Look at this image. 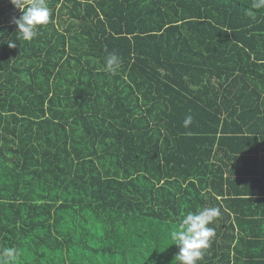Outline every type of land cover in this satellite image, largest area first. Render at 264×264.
<instances>
[{"label": "trees", "instance_id": "obj_1", "mask_svg": "<svg viewBox=\"0 0 264 264\" xmlns=\"http://www.w3.org/2000/svg\"><path fill=\"white\" fill-rule=\"evenodd\" d=\"M252 4L47 0L49 23L24 41L22 13L0 0L12 264H178L170 233L209 207L220 215L198 264H264V197L246 196L264 195V8ZM251 204L260 214L244 216Z\"/></svg>", "mask_w": 264, "mask_h": 264}, {"label": "clouds", "instance_id": "obj_2", "mask_svg": "<svg viewBox=\"0 0 264 264\" xmlns=\"http://www.w3.org/2000/svg\"><path fill=\"white\" fill-rule=\"evenodd\" d=\"M10 2L22 13L19 17L12 18V23L17 26V38L32 41L38 34V26L49 23L50 10L47 0H10ZM252 7L264 8V0H253ZM7 43L9 47L16 46L13 40H8ZM120 63L116 54H109L105 60L104 70L115 73ZM191 121L192 117L187 116L183 122L184 126L188 127ZM219 215L218 208L209 207L196 213L188 212L182 216L178 228L170 233L168 243V246L170 244L179 246V253L175 256L178 264H198V261L203 258V250L209 247V242L215 235L214 230L208 225ZM0 255L6 257L12 264L18 253L14 248H5Z\"/></svg>", "mask_w": 264, "mask_h": 264}, {"label": "crops", "instance_id": "obj_3", "mask_svg": "<svg viewBox=\"0 0 264 264\" xmlns=\"http://www.w3.org/2000/svg\"><path fill=\"white\" fill-rule=\"evenodd\" d=\"M255 190H256V188H255L253 191L249 192V194H246L247 198H253V199L256 198V199H258V198H263V197H264V195L262 196V195H258V194L253 193V192H256ZM244 197H245V196H244ZM252 205H255V207H252ZM258 206H260V208H259ZM249 207H251V208H249ZM224 208H225L226 210H228L226 207H224ZM256 208L261 209V205H258V204H251V205H249L248 208L246 209L245 213H244V216H247V215H245V214H248V213H250V212L253 211V210H255L256 213L260 214V213L257 211ZM230 214H231V213H230ZM229 219H231V221L234 220V218H233L232 215L229 216ZM253 228L256 229V226H253ZM234 233H235V232H234ZM235 235L237 236V233H235Z\"/></svg>", "mask_w": 264, "mask_h": 264}]
</instances>
